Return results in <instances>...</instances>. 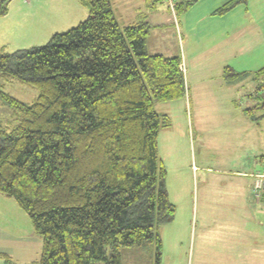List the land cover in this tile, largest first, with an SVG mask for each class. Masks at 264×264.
<instances>
[{
  "label": "trees",
  "instance_id": "16d2710c",
  "mask_svg": "<svg viewBox=\"0 0 264 264\" xmlns=\"http://www.w3.org/2000/svg\"><path fill=\"white\" fill-rule=\"evenodd\" d=\"M79 1L87 17L76 26L43 46L0 51V79L38 91L31 104L0 91L15 121L0 125V194L41 238L31 264H122L123 249L153 240L159 262L157 230L173 220L174 208L157 146L170 124L154 105L184 98L182 60L150 54L148 23L121 26L110 0ZM246 1L230 0L216 12ZM222 75L243 74L225 67ZM252 77L254 105L243 112L258 121L264 67Z\"/></svg>",
  "mask_w": 264,
  "mask_h": 264
},
{
  "label": "rangeland",
  "instance_id": "374dc122",
  "mask_svg": "<svg viewBox=\"0 0 264 264\" xmlns=\"http://www.w3.org/2000/svg\"><path fill=\"white\" fill-rule=\"evenodd\" d=\"M38 1H7V14L0 16V51L13 52L43 46L53 34L66 32L87 17V8L79 0H41L37 5ZM209 1L201 0L190 12L204 10ZM248 2L251 3V15L261 19L264 32V0ZM162 7L169 14L164 0ZM174 18L177 19L176 16ZM180 34L175 30L170 33L165 40L167 48L171 47L180 57L190 49L189 52L196 51L200 39L193 35L190 37L194 40L187 42ZM195 63L194 55L185 60L184 98L154 105L155 111L168 117L170 124L169 128L159 132L157 146L165 169L167 196L174 208L173 220L157 230L161 241L159 262L153 240L142 246L123 249L122 264H213L211 259L220 255L219 238H226V233L217 225L215 217L201 216L202 194L216 192V178L222 177L225 172L222 169L228 168L230 155L229 148L223 145L225 132L217 131L214 124L228 127L240 110L251 106L247 95L254 92L256 83L246 79L241 87L229 86L218 76L222 73L200 71ZM261 81L262 78L257 79L258 83ZM0 91L25 104H31L38 96L34 88L2 79ZM200 92H204V96ZM201 101L204 105H200L203 104ZM198 107H205L209 114L197 122L195 112ZM12 113L0 102V125L12 126L15 123ZM211 116L216 120L213 121ZM260 127L264 131V121ZM0 199L5 202L4 206L0 205V211H6L9 224V229H3V222L0 221V253L10 255L16 264L38 262L42 241L34 233L28 215L14 200H6L1 194ZM257 204H260L259 199ZM210 209L207 207L206 211ZM245 230L243 226V234ZM255 236L251 230L250 239Z\"/></svg>",
  "mask_w": 264,
  "mask_h": 264
},
{
  "label": "crops",
  "instance_id": "0c3cea01",
  "mask_svg": "<svg viewBox=\"0 0 264 264\" xmlns=\"http://www.w3.org/2000/svg\"><path fill=\"white\" fill-rule=\"evenodd\" d=\"M171 1L172 8L169 0H164L168 14L162 7V0H110L114 16L121 26L142 21L148 23L150 28L146 44L150 54L180 57L178 52L171 50V47L167 48L165 44L170 33L173 30L181 33V38L183 36V40L187 42L189 39L194 40L190 36L196 35L201 41L198 42L200 47L196 46V51L189 52L190 49L183 52L181 60L184 65L189 55H194L195 64L200 71L222 73L225 67H229L236 73L249 75L245 78L240 75L231 81H227L222 74L218 75L229 86L241 87L246 79L255 82L252 75L264 67V32L261 19L251 15V3L248 0L222 13L216 11L230 0H210L209 3L206 2L204 10L196 12L190 11L201 0ZM174 5H177L176 10ZM245 57L248 58L244 59ZM255 88L256 84L254 90ZM195 91L198 92V89L195 88ZM199 94L204 96V92ZM203 99L205 100L204 97ZM247 99L252 102L249 106L252 107L253 99L249 95ZM206 114L209 113L205 111V107H198L195 112L196 121L206 117ZM211 118L216 120L215 117ZM263 121L264 117L253 121L240 110L228 127L214 124L217 131L225 132L223 145L229 148L230 155L228 168L222 169L225 171L222 177L216 178V192L202 194L204 212L202 211L201 216L215 217L217 225L226 233V238H219L221 252L211 259L213 264H264V202L260 199V204H257L253 197L251 177L252 173L264 169V131L260 129ZM0 205H5L1 199ZM207 207L211 209L206 211ZM7 216L6 211H0L3 229H9ZM251 230L256 235L252 239ZM2 254L12 259L6 253H0ZM2 261L0 260V264H4L3 259Z\"/></svg>",
  "mask_w": 264,
  "mask_h": 264
},
{
  "label": "built area",
  "instance_id": "2783aa9c",
  "mask_svg": "<svg viewBox=\"0 0 264 264\" xmlns=\"http://www.w3.org/2000/svg\"><path fill=\"white\" fill-rule=\"evenodd\" d=\"M169 3H170V7L172 8L173 7V3L171 0H169ZM180 71L185 72V66L183 64V62H181L180 64ZM251 177L253 179V182H252V193H253V197L255 198L256 201H260L263 195V192H264V169L261 170V171H256L254 173L251 174Z\"/></svg>",
  "mask_w": 264,
  "mask_h": 264
}]
</instances>
